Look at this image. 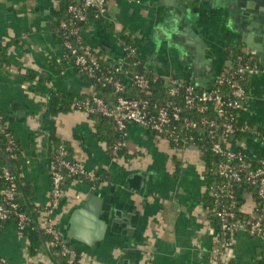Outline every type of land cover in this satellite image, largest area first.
Listing matches in <instances>:
<instances>
[{"label":"crops","instance_id":"crops-1","mask_svg":"<svg viewBox=\"0 0 264 264\" xmlns=\"http://www.w3.org/2000/svg\"><path fill=\"white\" fill-rule=\"evenodd\" d=\"M240 1L107 0L103 19L109 24L91 19L82 37L113 66L122 58L120 41L126 36L136 46L145 69L189 77V82L207 89L229 65L227 47L240 44L252 54L241 23L248 21V14L240 18ZM184 2L192 9L185 16L178 7ZM174 10L183 16V22L192 19V29L200 38L189 47L186 60L175 53L182 45L181 33L165 28L167 21L179 23ZM59 21L55 0H0V113L12 137L22 144L19 180L26 202L38 208L49 204L53 148L49 134L54 129L71 148L73 161L87 171L104 173L98 184L67 180L68 197L51 213L53 225L71 248L80 251L85 264H264L262 239L243 230L233 232L229 247L213 257L220 234L202 203L205 167L198 149L172 147L151 129L128 123L120 136L117 133L123 153L113 155L106 142L98 139L94 121L86 112L49 114L51 90L75 94L91 90L66 58L59 34L64 23ZM259 60L261 71L248 77L238 117L249 130L233 143L256 159L264 158V145L255 136L264 131V61ZM104 99L111 107L115 103L113 93ZM238 191V209L249 214L255 204L253 190L245 186ZM85 204L87 214L109 219L104 237L91 239L90 245L67 237L71 213ZM81 228L94 235L86 221ZM38 254L29 255V241L14 220L2 223L0 256L6 264H45L46 243Z\"/></svg>","mask_w":264,"mask_h":264},{"label":"built area","instance_id":"built-area-1","mask_svg":"<svg viewBox=\"0 0 264 264\" xmlns=\"http://www.w3.org/2000/svg\"><path fill=\"white\" fill-rule=\"evenodd\" d=\"M106 2L107 0H83L82 7L72 4L69 5L68 10L78 21L85 19L87 8H94L96 18H104ZM65 26V24L62 25V27ZM76 31L77 29L73 30V32ZM120 42L122 55L125 53L127 57L138 58L137 48L134 44H126L122 39ZM63 46L70 50L73 56L72 62L79 72L94 76V72L100 68V63L97 56L90 51L89 46L73 47L70 42H63ZM240 59V56L236 57L237 62ZM250 59H253V55ZM232 61L229 59V65L215 76L212 86L207 89H201L191 82L186 83L183 77L162 75L166 80V93L169 97H175L182 92V105L169 102L165 106L153 104L150 107L148 100L126 96L125 85L113 77L114 74L122 73L121 64L115 67L112 74L104 78V82L112 86L117 95L112 107L99 96H93L78 103L83 108L82 111L87 114L95 111L105 117L112 118L119 136L125 131L128 123L147 127L153 132L161 134V138L168 143L171 138L176 142L180 139L176 123L180 129H185L189 133L195 130H201L204 133V137L209 141L208 149L216 157L213 174L219 179L211 187L216 205L212 209L205 208V213L209 211L215 213L220 224L219 230L217 229L220 234V243L216 244L212 250L214 258L218 254L222 255L224 250L229 247L230 235L236 230H243L252 236L260 237L264 243V158L258 159L252 166L248 160V152L235 148L232 143H226L227 145L223 146L219 142V139L232 141L236 136L249 130L247 126L241 125L235 116L236 111L243 109L246 97V88L240 83V80L243 76L250 77L259 74L261 66L256 62L234 65ZM132 83L137 87L139 93L150 94L147 80L142 74H135ZM149 107L151 110L148 109ZM186 110L189 112L188 116L182 115V112ZM192 115H197L198 118L192 117ZM232 136H234L233 139H231ZM255 136L264 145V131L256 132ZM190 139L188 141V138L183 137L182 147L186 146L194 150L196 146L190 143ZM122 144L118 137V141L112 148L113 155L122 147ZM7 149L9 150L10 147ZM200 152L203 154L204 151ZM65 156L63 144L52 150L49 165L50 199L47 206L38 210L37 225L50 237L46 242L48 247L60 243L62 245L61 254L66 255L68 262L71 263L76 252L53 225L51 213L59 205L61 199L68 197L67 180L74 181L79 176L91 179L94 173L85 170L80 163ZM0 176L11 182L9 188L1 191L0 226L13 217L18 230L22 232L29 218L25 213L19 211L15 201L14 176L5 167ZM245 186L253 190L255 204L252 211L245 214L246 217L238 219L236 218L238 197L235 189ZM74 198L79 199V195ZM37 254L29 252L31 257H35ZM47 258L45 264H55L50 255ZM79 261L85 264L81 254ZM0 264H6L1 256Z\"/></svg>","mask_w":264,"mask_h":264},{"label":"trees","instance_id":"trees-1","mask_svg":"<svg viewBox=\"0 0 264 264\" xmlns=\"http://www.w3.org/2000/svg\"><path fill=\"white\" fill-rule=\"evenodd\" d=\"M55 2L59 7L60 21L66 25L65 27L61 28V32L59 33L60 37L63 42H70L73 47H79L80 45L87 46L82 37V34L91 19L101 20L102 22L105 21L107 25L109 24V22L105 19L96 18L94 16V8H87V10L85 11V19L83 21L75 20L73 15L69 12L68 7L72 4L76 5L77 7H82L83 0H55ZM74 29H77V31L73 32ZM122 40L126 44H133L130 42L129 39H127L126 36L122 37ZM89 48L90 51L97 56L100 63V68L94 72V76H89L88 74L80 72L81 75H83L84 79L90 84L91 90L87 93L81 94L69 93L63 90L56 89L51 90L47 102L48 111L51 116H57L58 114L66 113L72 110H82L83 108L80 107L78 103L86 99H90L93 96H99L104 99L107 94L113 93L114 98L117 97V95L114 93L112 86L104 82V78L107 77L109 74H112L115 67L120 66V64L122 65V73L114 74L113 77L125 85L126 96L140 100H148L150 107L153 104H156L157 106H165L169 102L172 104L182 105V92H180L175 97H169L166 93L165 78L159 73H153L152 71L145 69L139 57H127L124 53V55H122L124 59L121 58L118 63L113 66H110L101 58V55L96 50V48H93L91 46H89ZM64 51L66 54V58L70 61H73V56L71 55L70 50L64 47ZM226 51L230 60H233L232 63L234 65L244 63L253 64L254 62L259 63V59L254 55L253 59L251 60L250 57L252 56V54L249 53V51L244 50L243 46H241L240 44L233 47H227ZM237 56L241 57L238 62L236 61ZM135 74H142L146 78L147 86L150 90L149 95H143L139 93L137 87L132 83V79L134 78ZM28 76L38 81H40L41 79L35 76L34 74L30 73L28 74ZM247 79V76H243L240 80V83L245 88L247 85ZM184 80L186 83H189L188 79L184 78ZM150 107L148 108L149 110H151ZM240 112V110L235 112V116H237V119L240 115ZM187 113H189L188 110L182 112V115L188 116ZM88 115L89 118L94 121V128L96 130V135L98 139L106 142L112 152L113 146L118 141L117 130L113 119L105 117L95 111L88 113ZM192 117L198 118L197 115H192ZM176 127L179 129L177 130V133L180 139L176 142L173 138H171L169 144L172 147H181L183 145L182 138L186 137L188 138V141L191 138L190 143H193L196 146V149H198V151H204L200 157L205 167V170L203 172V179L206 183V190L202 197V203L206 205L209 209H212L216 205V201L213 193L211 192V187L215 184V182H218L219 179L213 174V169L216 160L208 149L209 141L206 140V138L204 137V133L201 130H195L189 133V131L185 129H180V126L177 125V123ZM154 133L161 137V134H158L156 132ZM31 138L34 137L32 136ZM237 138L238 136H236L232 141H230L229 139H226L225 141L219 139V142L223 146H226L229 143H235ZM49 139L53 147L52 150L57 148L60 144H63V147L66 152L65 157H71V148L57 135L54 129H51ZM21 146L22 144L16 141L12 137L11 132H9V130L5 127L2 114L0 113V175L2 169L5 167L10 171L11 175L14 176L15 201L18 204L19 211L25 213L29 218V220L24 226V229L22 230V234L25 235V237L29 241L30 254H36L45 247V243L49 240L50 237L45 234L37 225V214L38 210L41 208L32 206L28 202H26L25 198L21 193V186L19 180V157L21 153ZM8 147H10L9 150L7 149ZM122 153L123 148L121 147L116 151L115 155L119 156ZM248 160L252 166H254L255 163L258 161V159L254 158L253 155H249ZM103 177V171L98 170L94 172L93 177L91 179L85 180H87L91 184H98L100 181H102ZM76 178L84 179L80 176ZM10 185L11 182L5 180L3 177L0 176V200H2L1 191L9 188ZM235 190L238 194V189L236 188ZM236 207V218L242 219L246 217L245 213L238 210V203ZM208 214L211 224L215 225V227H217L219 230V219L216 217L215 213L209 211ZM9 220H15V218L12 217ZM68 245L70 244L68 243ZM61 250L62 245L60 243H56V245L48 247V255H50V258L55 264H82L79 261L80 251L78 249H74L76 254L71 263L68 262L66 255L61 254ZM55 253H57V255H55Z\"/></svg>","mask_w":264,"mask_h":264},{"label":"water","instance_id":"water-1","mask_svg":"<svg viewBox=\"0 0 264 264\" xmlns=\"http://www.w3.org/2000/svg\"><path fill=\"white\" fill-rule=\"evenodd\" d=\"M178 7L181 9L183 16L188 14V10L192 11L191 4L189 2L180 3L178 4ZM237 7L239 9L240 18L241 16L244 17V15L248 14V21L243 20L241 22L242 30L245 32V44L251 49L252 55L256 56L258 59H263L264 61V0H241L237 4ZM179 15L180 14H177V11L174 10V18L179 23L172 24L167 21L165 28L168 31L176 29L177 32L181 33L183 37L182 45H180L178 51L175 53L179 55L181 60H186L187 56L191 52L189 47L195 46L193 43H198L200 38L198 37L197 32L192 29V19L189 20L188 17V19L183 22V16ZM174 35L176 34H173L172 41L174 39L173 37H175ZM259 64L261 65L260 60ZM188 74L189 73H187V75ZM186 79L189 80V77ZM233 138L234 136L231 137V139ZM87 210L88 206L85 204L83 207L77 208L71 213L69 226L67 228V237L74 238L86 245H90L91 239L98 241L104 237L109 219L105 216H101L102 219H100L98 213L87 214ZM82 221H86L89 229L92 228L90 230L94 231L93 236H90L89 231L81 228V223H83ZM78 226H80V229Z\"/></svg>","mask_w":264,"mask_h":264}]
</instances>
